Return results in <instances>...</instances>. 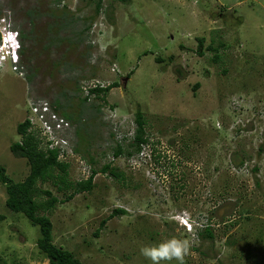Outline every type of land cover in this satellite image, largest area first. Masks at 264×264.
Returning <instances> with one entry per match:
<instances>
[{
	"label": "rangeland",
	"instance_id": "obj_1",
	"mask_svg": "<svg viewBox=\"0 0 264 264\" xmlns=\"http://www.w3.org/2000/svg\"><path fill=\"white\" fill-rule=\"evenodd\" d=\"M6 9L27 35L24 75L0 71L8 178L29 172L9 148L21 140L16 126L28 101L58 98L82 119L71 122V141L87 154L69 161L70 186L58 188L59 175L36 184L37 213L49 216L54 245L82 264H151L140 248L175 237L191 242L186 264H264V0H102L98 14L92 0H0ZM96 80L118 85L104 98L82 89ZM137 109L148 142L115 157L117 142L131 149L123 137L135 131ZM88 156L91 168L110 163L124 181L97 171L90 191L66 199L91 172ZM42 190L59 200L52 209L42 207ZM6 197L0 182V264H46L39 227L9 210ZM115 209L126 213L108 217ZM205 223L212 241L197 234Z\"/></svg>",
	"mask_w": 264,
	"mask_h": 264
},
{
	"label": "trees",
	"instance_id": "obj_2",
	"mask_svg": "<svg viewBox=\"0 0 264 264\" xmlns=\"http://www.w3.org/2000/svg\"><path fill=\"white\" fill-rule=\"evenodd\" d=\"M95 4V14H98L101 11L102 8V0H92ZM1 12V10H0ZM31 10L28 11V14H31ZM92 16H89L88 22L90 23ZM89 23L86 25V29L90 28ZM20 39L22 42V50L24 48L23 45V39L26 38V33L23 30H18ZM221 43V42H220ZM202 45V38L198 37V47H201ZM223 46V44L221 43ZM207 49L214 52L212 60L214 62H218L220 60V54L218 53V47H215L213 45H208ZM23 53V51H22ZM172 58V57H170ZM158 60H161V58H158ZM224 72L225 69L223 70ZM19 73V71H18ZM23 73V72H22ZM24 75V73L22 74ZM28 77V76H27ZM30 80V78L28 77ZM117 82H112L111 84H108L106 86H99L96 85L92 88H89V95L95 94L97 97L101 96V98H104L107 94V92L110 90L112 86H117ZM198 86V83L197 85ZM79 90V88H78ZM85 96L81 99L82 102H85L87 98L89 97ZM50 105L58 111L65 119L71 122L80 123L82 119L79 117H75L72 113H69L66 110V105L61 103L58 98L54 99L53 102H50ZM99 107H97V110L99 111ZM136 123L135 131L133 132L131 138L129 137L125 139L123 137V140L126 141V145L130 147L131 149L123 148L120 143L117 142L115 147L113 148V155L115 157L126 154L127 156H130L133 154L134 151H139L141 149V145L148 142L147 136L145 134V118L141 110L137 109L135 113V119ZM29 120L24 119L23 121L19 122L16 126V132L21 136L20 141H13L9 148L12 152V154L19 158H25L29 164V172L26 175V177L19 182H13L11 179L8 178V176L5 173V168L0 164V182L5 187L6 192V199H5V205L6 207L14 212H21L26 216L33 225H36L39 227L40 236L38 237L36 241V245L40 252L46 257L47 262L46 264H82L75 256L74 254L64 248H61L59 246L54 245L52 242V222L48 215L45 214H38V207H40V204L36 202V199L34 197V193L36 192V184L40 181L48 180L49 178L56 177V175L60 176V181L62 186H59L58 188H67L70 186L69 182H67V174H68V166L69 161H62L58 159V153L56 149H50L48 148L43 141L32 131H29ZM80 129H75L76 135H79ZM74 134V133H73ZM113 133L110 132V136H112ZM260 150V147H259ZM73 151L75 154H78L80 157L81 155L78 152H81L83 155L82 157L87 154V152L84 150L83 152L78 148L73 146ZM84 158V157H83ZM88 159H86L87 163L91 165L95 163V160L92 156H88ZM235 159H238V164L241 166L244 162L243 158L233 157ZM54 170H57L56 173H54ZM100 171L102 173H108L109 175H112L116 180L118 181H124V174L121 171H117L114 167L110 165V163L103 164L99 169L91 168V172H89V175L86 179L80 180L76 182V185L73 189V192L70 193L66 197V199H69L71 196H73L76 193L84 192V191H90L93 188V177L94 174ZM60 172V174H59ZM55 180V179H54ZM56 182V181H55ZM42 193L45 194L48 198L44 202V205L42 207H45L46 209H52L59 200L57 197L52 195V193L49 190H42ZM126 211L124 209H115L109 215L108 217H112L115 214H124ZM4 218V215L0 214V220ZM106 222V219L102 220L100 223V226L104 225ZM99 227L98 229H100ZM96 230L95 234L98 235V231ZM198 236L201 238H207L209 240H213V231L210 227V224L205 223L204 227L201 229V231L197 232ZM227 244H229V241H226Z\"/></svg>",
	"mask_w": 264,
	"mask_h": 264
},
{
	"label": "built area",
	"instance_id": "obj_3",
	"mask_svg": "<svg viewBox=\"0 0 264 264\" xmlns=\"http://www.w3.org/2000/svg\"><path fill=\"white\" fill-rule=\"evenodd\" d=\"M10 13L8 9L0 12V71L8 67L22 75L24 66L20 61V36L9 17ZM96 85L104 86L96 80L82 86V89L88 93L89 88ZM26 119L30 123L29 131L35 133L48 148L56 149L59 160L70 161L73 158L75 153L71 141L72 124L48 101L44 99L28 101Z\"/></svg>",
	"mask_w": 264,
	"mask_h": 264
},
{
	"label": "clouds",
	"instance_id": "obj_4",
	"mask_svg": "<svg viewBox=\"0 0 264 264\" xmlns=\"http://www.w3.org/2000/svg\"><path fill=\"white\" fill-rule=\"evenodd\" d=\"M22 51L21 42L20 61ZM181 224L186 226V221L183 220ZM190 250L191 242L189 239H177L172 237L161 240L158 243L142 246L140 248V254L145 259L149 260L151 264H172L173 261H175L176 264H186V258L189 256Z\"/></svg>",
	"mask_w": 264,
	"mask_h": 264
},
{
	"label": "water",
	"instance_id": "obj_5",
	"mask_svg": "<svg viewBox=\"0 0 264 264\" xmlns=\"http://www.w3.org/2000/svg\"><path fill=\"white\" fill-rule=\"evenodd\" d=\"M123 79H125V78H123Z\"/></svg>",
	"mask_w": 264,
	"mask_h": 264
}]
</instances>
